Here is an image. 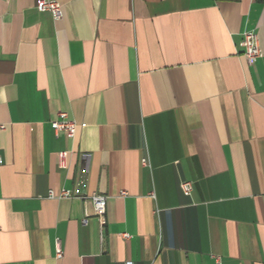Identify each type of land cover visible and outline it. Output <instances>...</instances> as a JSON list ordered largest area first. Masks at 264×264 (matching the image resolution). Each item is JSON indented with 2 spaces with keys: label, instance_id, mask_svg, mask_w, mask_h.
I'll return each instance as SVG.
<instances>
[{
  "label": "crops",
  "instance_id": "0c3cea01",
  "mask_svg": "<svg viewBox=\"0 0 264 264\" xmlns=\"http://www.w3.org/2000/svg\"><path fill=\"white\" fill-rule=\"evenodd\" d=\"M38 1L0 0V264H264V3Z\"/></svg>",
  "mask_w": 264,
  "mask_h": 264
},
{
  "label": "built area",
  "instance_id": "2783aa9c",
  "mask_svg": "<svg viewBox=\"0 0 264 264\" xmlns=\"http://www.w3.org/2000/svg\"><path fill=\"white\" fill-rule=\"evenodd\" d=\"M36 8L40 12H49L53 16L55 20H59L62 18V4L58 1H50V0H39L37 2ZM241 46L244 49V56L248 62V64L252 65L257 62L259 59L263 57V53L259 46L258 38L253 33H245L243 36V40ZM52 127L56 132H64L69 137H74L77 132V124L75 121L71 120L67 113H59L58 119L52 122ZM67 153L59 154V162L61 167H66L65 162L67 158ZM1 161V159H0ZM181 190L186 196H190L193 191V184L189 181H184L181 183ZM125 196V193L122 194ZM71 194L67 191H63L59 197L55 196L54 193H50L49 197L51 198H67L70 197ZM92 201L95 209L96 216L100 219L101 223L105 224V215L107 208V197L103 195H92L88 198ZM63 251L60 244H57V257H62ZM217 263H220L219 259H216ZM125 264H132L131 262H127Z\"/></svg>",
  "mask_w": 264,
  "mask_h": 264
},
{
  "label": "trees",
  "instance_id": "16d2710c",
  "mask_svg": "<svg viewBox=\"0 0 264 264\" xmlns=\"http://www.w3.org/2000/svg\"><path fill=\"white\" fill-rule=\"evenodd\" d=\"M258 1H260L261 3H264V0H258Z\"/></svg>",
  "mask_w": 264,
  "mask_h": 264
}]
</instances>
